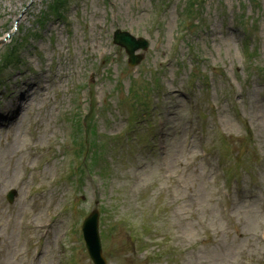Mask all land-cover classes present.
Listing matches in <instances>:
<instances>
[{"label":"rangeland","instance_id":"rangeland-1","mask_svg":"<svg viewBox=\"0 0 264 264\" xmlns=\"http://www.w3.org/2000/svg\"><path fill=\"white\" fill-rule=\"evenodd\" d=\"M29 1L0 0V32L6 29L7 24L13 22L19 11L28 7ZM49 1L35 0L34 6L23 13L21 21L23 33H19L20 37L32 28L35 18L45 10V5ZM257 2L260 6L258 9L261 23L258 28L256 45L260 48L262 57H259L256 61L261 63L264 57V0H257ZM177 3H179L178 0H172V7L164 16L165 37L162 40L156 38V31H153L151 36L149 35V32L153 30L149 25L152 15L150 0H115L112 7L109 6L108 2L106 3V0H76L65 14L68 19L75 17L73 34L75 43L74 61H70L69 56L65 54V32L61 22H50L44 31L35 32V37L28 39L27 46L24 45L19 51L22 60L20 66H9V69L0 74V101L1 99L4 101L7 99L6 96L2 97L5 89L7 91L15 88L20 90L26 84L25 91H36L30 98L29 101L32 100V102L28 107L23 102L25 112H21L19 124L11 135H8L9 129L0 135V167L2 168L0 171V195L4 189L13 183L16 175L20 174L24 163H32L31 155H26L31 138L39 135V138H41L40 143L44 147L48 146L50 140L59 145L66 142L62 114L71 107V91L75 86L71 80L75 81L76 85H83L85 80H88V87H84L81 91L80 103L82 108H87L89 101H91L93 110L98 112L95 133L99 145L108 142V139L112 137H121L123 143H125L124 112L128 109L132 99L129 77L138 78L141 73L163 63L166 59L169 51L168 46L175 31L174 6ZM237 3L238 0H207L206 2L205 11L208 14L209 21L207 29L201 34V38L204 40L206 35L211 36L213 43L209 47L207 45V56L211 59V63L215 60L217 66H230L231 59L238 61L237 46L243 40V35L240 29L234 28L232 24L233 10H237ZM9 9L12 10V18L9 17ZM29 13L31 16H27ZM8 17V22L4 24ZM82 27L85 32L81 31ZM116 29L131 31L134 36H142L150 42V51L146 53L141 64L132 70L126 66L125 54L110 43V33ZM86 37L88 38L87 41L85 40ZM51 40H55V42L51 43ZM251 46L253 47V44ZM102 48L109 52L111 62L109 61L107 64L103 62L100 68L101 72L96 75L97 69L93 70L92 64L97 62L96 55L99 54L98 52ZM2 52L3 50L0 51V53ZM90 52L93 55L92 59H90ZM216 55L218 58L214 59ZM74 64L77 66V74L72 70ZM233 65L230 68H233ZM83 68H91V70H83ZM176 70L177 68L174 66L167 69L171 72ZM32 71L33 74L30 75ZM39 71L42 72L37 77L35 73ZM89 71H93V74L88 75ZM167 71L163 76V81L170 85ZM213 71L215 73H210L211 80L214 82L219 80L224 83L221 77L217 76V69ZM52 72L60 77L57 81H61V83L52 85L49 82L53 78ZM184 80L185 76L180 80L181 85H183ZM42 84L45 86V92L41 88ZM248 89L249 103L251 104L248 106L250 113L252 111L251 106L254 108L262 105L264 87L257 83L256 78L251 82ZM120 99L124 100L123 105L118 104ZM168 106H170V109H168ZM160 111L169 122L171 121L170 127H176L172 132L173 135H169L167 142L163 144L169 152L167 162L174 155L177 157L181 151L185 153L187 162L190 160V154H192L191 156H197V148L192 147L186 151L182 149L183 136L179 137V133L185 127L186 117V110L182 101L168 98ZM178 117L180 121H178ZM250 117L253 126L257 129L255 135L259 144L257 150L260 162H257L256 156L249 149L245 153L242 152L243 155H240L243 159L242 168L247 171L248 182L253 187H251L247 203H241L240 205V209L245 211V216L239 217V225L235 226L237 230L228 232L219 221L214 187L207 179L208 172L201 171V167H204L202 163L199 162L201 167L198 163H191V166L194 165V167L187 172L185 187L178 194L183 200L182 207L178 209L179 212L189 215L193 211L191 203L186 197L192 192L201 206L202 219H206L213 224L216 230L217 239L214 243L209 234H203L202 236L206 239L200 242L201 246L197 248V251L191 252V255L196 252L197 264H264V244L259 242L256 237L259 233L258 226L264 225V124L263 127L261 125L264 120V109L255 114L250 113ZM221 120L218 119L224 132L233 136V139H229L232 144L231 148L233 150L245 149L242 147L243 144L238 146L237 143H240V139L234 138L239 134L237 128L226 127V121L221 122ZM10 136L12 137L9 138ZM120 152V146H117L108 156L109 158H115V161L109 168L106 181L101 180L97 175H94V177L101 190L100 198L104 213H107L101 230L102 235L106 234L103 245L104 252L107 257L108 254L113 257L115 255V260L111 261V264H132L127 257L128 245L124 242L122 235L115 233L109 236L107 234L108 225L110 219L117 217L121 212L129 218L130 216H137L135 210L130 213L131 206L134 203L142 208L150 205L149 210L154 211L155 204H152L149 199L150 193L145 196L143 191L146 188L150 192H156V189L153 186L149 187L148 184L158 179L159 161L155 155L157 153L156 141L150 143L148 149L138 142L129 145L126 148V152L129 154L127 156ZM60 160L59 158L50 167V176L53 174L54 168L58 167ZM175 163L176 160L173 159V162L170 163L171 169L175 167ZM138 166H142L140 170H137ZM204 169L209 171L206 168ZM196 170L199 171V174L196 173ZM255 174L256 177H254ZM135 175L141 177L137 185H135ZM48 179L49 177L46 181ZM4 180L8 181L5 185L2 184ZM131 185L134 186V192H131ZM199 185L204 188L205 193L197 192ZM55 193L56 187L47 189L46 194L52 196L53 202L58 207L62 202L57 201ZM91 195L92 190L86 184L83 191L78 194L79 218L85 214ZM81 196L84 197L83 201L79 200ZM27 209H30V207H27ZM10 223L14 222H11V219L5 221L2 218L0 226L2 236L8 241L12 238V235L6 232ZM244 224L248 227L247 229ZM186 237H190L193 241L194 233H186ZM46 249L45 259L40 264H57V257L55 256L57 250L52 253L53 247L49 243ZM19 251H14L16 254L8 256L9 258L12 257L13 264H29V260L28 262L22 260ZM80 256L84 258L83 254ZM15 260L16 263H14Z\"/></svg>","mask_w":264,"mask_h":264}]
</instances>
